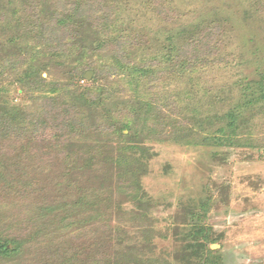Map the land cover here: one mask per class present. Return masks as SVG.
Segmentation results:
<instances>
[{
  "label": "rangeland",
  "instance_id": "374dc122",
  "mask_svg": "<svg viewBox=\"0 0 264 264\" xmlns=\"http://www.w3.org/2000/svg\"><path fill=\"white\" fill-rule=\"evenodd\" d=\"M263 94L264 0H0V264H264Z\"/></svg>",
  "mask_w": 264,
  "mask_h": 264
},
{
  "label": "trees",
  "instance_id": "16d2710c",
  "mask_svg": "<svg viewBox=\"0 0 264 264\" xmlns=\"http://www.w3.org/2000/svg\"><path fill=\"white\" fill-rule=\"evenodd\" d=\"M77 3H75V6L69 10H66L68 12V17L67 19L61 21V24H59V28H62V32H65V31H68V29L71 27V26H75L76 23H74L75 19L77 20V18L79 17H84L85 14H87V12H85V8H83V6L81 4L79 5H76ZM87 11V10H86ZM67 16V15H66ZM67 21H71V23L67 22ZM82 24V23H81ZM71 29V28H70ZM74 30L77 31V26L74 27ZM55 31V32H54ZM56 29L53 30V34L51 36V38L47 41V46L49 48V45H51V43L53 44H58V45H61L60 41L58 39H55L54 37L56 36ZM65 48V46H64ZM57 49V48H55ZM54 50V49H53ZM47 50H44L41 52V54L43 55L44 59H42V61L39 60V63H41L39 66L40 67H47L50 65V63H56L58 64L59 61L57 60L58 56L57 54H53V53H48ZM41 55V56H42ZM62 63H64L63 61H61ZM60 64V63H59ZM43 65V66H42ZM40 67H39V70H40ZM78 74V73H77ZM27 77L26 79L29 80V82L32 84H34L35 88L36 89H41L44 91V89L46 88V86L48 87V84L46 83V81L44 80V78H42V75L41 73H39V77L38 75L36 76L35 75V72H30L28 71L27 72ZM73 77L70 78V80H72ZM264 96V94H263ZM254 103V101H252ZM232 118H233V114H232ZM234 122V118L232 120ZM234 126L233 123L230 124V127L232 128ZM197 230L193 232V236L195 238H193L194 240V245H195V250H196V255L197 256H200L203 257L205 255V249H206V245L205 243L207 242V239H206V236H207V233H205V229H201V228H196ZM9 250L7 249V244H3V245H0V252L2 254H5V253H10L8 252Z\"/></svg>",
  "mask_w": 264,
  "mask_h": 264
},
{
  "label": "water",
  "instance_id": "95a60500",
  "mask_svg": "<svg viewBox=\"0 0 264 264\" xmlns=\"http://www.w3.org/2000/svg\"><path fill=\"white\" fill-rule=\"evenodd\" d=\"M91 74H92L91 71L87 72L86 75H85V78L86 79H91Z\"/></svg>",
  "mask_w": 264,
  "mask_h": 264
}]
</instances>
